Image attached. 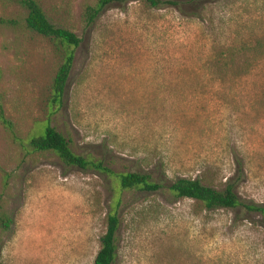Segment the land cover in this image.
Here are the masks:
<instances>
[{"label":"rangeland","instance_id":"1","mask_svg":"<svg viewBox=\"0 0 264 264\" xmlns=\"http://www.w3.org/2000/svg\"><path fill=\"white\" fill-rule=\"evenodd\" d=\"M37 1L82 42L53 107L65 52L24 29V9L0 0V94L14 125L11 134L0 124V215L12 219L0 230V264H94L110 214L120 219L114 264H264L259 214L209 211L168 189L122 190L28 145L50 125L76 154L116 172L155 173L166 186L199 179L216 190L240 173V198L264 204V60L226 72L213 62L245 43L264 53V0H172L181 9L131 0L92 27L84 12L98 0ZM244 68L251 73L240 79Z\"/></svg>","mask_w":264,"mask_h":264},{"label":"trees","instance_id":"2","mask_svg":"<svg viewBox=\"0 0 264 264\" xmlns=\"http://www.w3.org/2000/svg\"><path fill=\"white\" fill-rule=\"evenodd\" d=\"M16 5L26 11L24 18V29L43 36L45 38L57 41L65 52L64 60L58 69L51 87L50 104L53 107L61 106L66 93L67 85L73 70L75 54L73 48L81 44V39L74 33L65 28L53 24L43 7L37 0H11ZM131 0H98L95 5H89L84 12V22L87 27H92L103 13L114 4H123ZM151 8L177 7L180 8V2L172 0H142ZM200 5L208 3L210 0H194ZM10 28L18 26L19 22L3 20ZM255 47V46H254ZM253 47V48H254ZM250 60L261 62L264 60V53L252 50V47L245 43L239 48H229L224 53L214 57V66L222 72L225 68L239 63L247 64ZM250 69L244 68L238 72V77L243 79L251 73ZM0 124L11 134H14V125L6 117L2 96L0 94ZM29 148L34 152L53 153L66 166L79 169L81 171H94L102 176L117 181L122 190H140L148 193H156L163 189H168L170 194L176 200H191L202 205L206 210L220 209H239L243 208L249 213H256L261 216L264 225V204L248 203L243 201L236 192L239 179L229 180L223 190H216L203 184L199 179L181 178L166 186L160 176H154L155 173L144 172H116L110 165L103 160L76 154L71 142L56 128L47 125L37 135L33 136L29 143ZM240 166V165H239ZM12 219L0 215V230H8L11 227ZM120 227V219L117 214H110L107 219V230L101 239V247L95 258L94 264H114L117 257V233Z\"/></svg>","mask_w":264,"mask_h":264}]
</instances>
